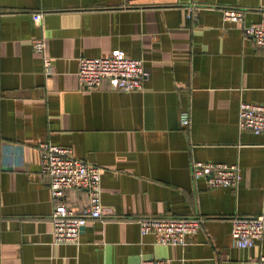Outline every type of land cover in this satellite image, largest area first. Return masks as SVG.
Instances as JSON below:
<instances>
[{
    "label": "crops",
    "instance_id": "0c3cea01",
    "mask_svg": "<svg viewBox=\"0 0 264 264\" xmlns=\"http://www.w3.org/2000/svg\"><path fill=\"white\" fill-rule=\"evenodd\" d=\"M226 7L248 24L264 0H0V264H258L264 231L238 247L231 217L264 214V133L237 124L241 101L264 103V45L224 20ZM38 36L48 76L32 49ZM117 48L142 59V89L79 88V57ZM43 141L102 168V213L77 243L54 241ZM195 160L238 163L240 184L193 179ZM66 202L80 209L87 193L70 189ZM142 215L198 216L202 225L185 246L157 244L141 235Z\"/></svg>",
    "mask_w": 264,
    "mask_h": 264
},
{
    "label": "built area",
    "instance_id": "2783aa9c",
    "mask_svg": "<svg viewBox=\"0 0 264 264\" xmlns=\"http://www.w3.org/2000/svg\"><path fill=\"white\" fill-rule=\"evenodd\" d=\"M40 13H33L35 23L40 21ZM187 18L195 19L196 13L189 10ZM224 20L241 24L246 37L264 45V13L257 22L244 23L243 11L236 7L223 9ZM32 49L42 59L43 73L48 76L52 70V59L46 53L43 36L32 40ZM77 84L81 89H97L107 81L111 90H141L147 75L143 61L130 56L124 49H113L106 56H81L78 59ZM190 122L186 109L180 112V123ZM237 124L240 130H250L255 134L264 133V103L241 101L238 106ZM40 172L48 177L52 211L49 216L55 242L77 243L81 227L89 219L98 218L102 213V168L73 154L71 147L49 141L39 145ZM21 154V153H20ZM19 154V155H20ZM193 179H203L209 187L237 188L242 179L238 163L195 160L191 164ZM70 189H83L87 193V204L77 209L66 202ZM141 235L151 234L157 244L185 246L189 236L195 234L202 225L198 216H152L136 218ZM264 231V214L231 217V236L238 247H250L261 239ZM258 264H264V254L257 257ZM138 264H167L166 259L144 258Z\"/></svg>",
    "mask_w": 264,
    "mask_h": 264
},
{
    "label": "water",
    "instance_id": "95a60500",
    "mask_svg": "<svg viewBox=\"0 0 264 264\" xmlns=\"http://www.w3.org/2000/svg\"><path fill=\"white\" fill-rule=\"evenodd\" d=\"M83 228V226L81 227V229Z\"/></svg>",
    "mask_w": 264,
    "mask_h": 264
}]
</instances>
